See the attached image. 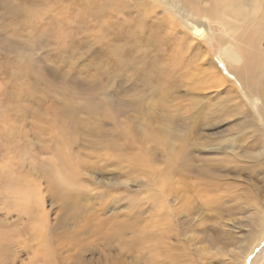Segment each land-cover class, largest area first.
<instances>
[{"label":"rangeland","instance_id":"obj_1","mask_svg":"<svg viewBox=\"0 0 264 264\" xmlns=\"http://www.w3.org/2000/svg\"><path fill=\"white\" fill-rule=\"evenodd\" d=\"M123 3L127 1L0 0V231L23 228L15 238L0 240L2 264H30V255L47 246L54 264H146L127 244L133 239L130 229L126 242L116 237L107 241L103 234L111 231L112 217L118 214L143 230L146 220L162 216L174 204L171 197L160 196L152 208L155 191L145 182L153 177L151 171L163 170L161 157L166 151L157 142L139 143L135 132L145 137L154 133L181 150V139L174 135L179 127L171 123L196 114L191 127H197V134L190 135L186 149L193 166L212 171L223 158L228 160L224 167L255 163L250 156H256V149L249 155L244 148L256 135L252 128L238 132L231 128L241 116L228 115L231 104L208 73L210 65L186 52L181 77L175 74L176 87L170 91L164 85L165 72L177 54L176 40H170L164 26L159 33L151 23L154 18ZM56 127H67V136L74 140L65 149L70 156L67 167L60 166L53 152L55 138L60 137ZM95 127L102 131L122 127V136L133 140L132 149L119 151L126 160L107 159L111 151L95 142ZM234 137L239 142L233 143ZM231 142L232 153L227 154ZM139 156L143 167L133 165ZM57 167L71 185L54 184L85 207L60 209L47 177ZM259 168L256 174L264 176V168ZM227 178L234 189H242L238 208L246 212L236 217L244 224L248 205L264 206V182L253 185L248 172ZM182 180L185 196L197 204L199 183L210 179L191 175ZM13 182L25 189L30 215L18 210L23 199L13 191ZM115 198H121L120 211L112 205ZM137 204L141 214L133 210ZM177 218L175 234L167 240L175 245L176 259L164 264H241L238 239L248 228H242L237 239L230 237L227 224L220 227L213 219L183 226V217ZM37 227L43 233L40 240ZM218 232L229 248L223 255L203 239L204 234Z\"/></svg>","mask_w":264,"mask_h":264},{"label":"bare ground","instance_id":"obj_2","mask_svg":"<svg viewBox=\"0 0 264 264\" xmlns=\"http://www.w3.org/2000/svg\"><path fill=\"white\" fill-rule=\"evenodd\" d=\"M126 1L127 3H123V5H130L138 9L148 16L149 19L154 18V21H150L159 28V33H161L160 28L164 26L170 38L173 37L170 40H176L177 46L174 49L177 54H175L172 64L166 69L167 79H165L164 85L170 91L176 87L174 82L175 74L178 73L181 77L179 70L182 71V60H184L186 52H192L191 56L194 55L204 63L209 64L208 73L212 75L211 77H214V84L218 88L222 87L220 92L225 94V101L231 104L227 111L228 115L240 114L241 116L240 119L231 123V128L236 127L237 132L244 131L246 127L252 128L251 130L256 135L255 138L247 143L246 148H244L246 145L243 147L247 153L256 149V152H254L256 156H250L255 163L249 167L241 165L232 167L226 165L227 167H224L228 163V160L224 158L216 163V167L212 171L205 167L193 166L186 149L190 135L193 133V136L194 132L197 134V127H191L194 125L193 122L196 121V114L185 117L181 121L170 122L173 125L175 124L174 126L179 127L178 131L180 132L174 133V135L181 139V150L176 151L171 142L158 138L154 133L151 134L150 132L145 137L135 132V140H141L139 143L145 144L148 141H152L156 144L157 142L166 151L164 157H161V162L164 166L163 170L159 172L151 171V174H154L153 177H148L145 182L146 188L151 187L150 189L155 191V196L151 198L152 200L150 199L152 208L158 205L160 196L171 197L174 204L167 206V211L162 216L146 220L143 224V230H140L134 224H128L122 218V214H118V216L112 217L111 231H105L103 233L104 238L110 241L116 237L121 242H126L125 232L130 229L134 234H132L133 239L127 240V244L133 249V252H136L146 264H164L165 260L171 262L176 259L172 254L175 245L172 246L167 240L171 239L175 234L173 222H175L177 216L181 215L183 217L182 221L185 224L183 226L200 225L207 219H213V222L216 225H220V227L226 226V224L229 226L227 229H231V238L236 236L238 239L241 229L248 228L249 232L243 235L240 234L241 238L238 239L241 241L240 249L238 248L241 252L240 263L264 264V245L261 240V231L264 229V206L261 205V208V206L257 205H248L247 222L244 224L238 223L236 214L246 212L245 209L241 210L238 208V199L242 189H234L235 185L226 180L228 179L227 175L239 178L248 172L251 174L253 185L257 182H264V176L256 174L257 169L260 170L259 167L264 168V48L261 47L264 42V0ZM155 34L158 33L155 32ZM160 35L164 36L163 34ZM211 50H213V56H211ZM199 56L202 57L200 58ZM56 128L59 130L60 137L55 138L56 146L53 148V152L60 166L67 167L70 163V156L65 149L74 140L67 136V127ZM112 128L111 131H102L95 127L92 130V137H95V142L97 141L101 147L109 152L111 151V154L116 153L113 155L109 154L107 159L112 156V159L115 157L119 161L126 160L127 158L121 152L126 149H132L133 140L130 136H122V127ZM73 129L74 132L79 134L78 127H73ZM235 137L232 142H239V139ZM232 142L226 147L227 154L229 152L232 153ZM233 145L237 149L238 146L236 144ZM236 149H234L233 154H235ZM235 157L233 156V158ZM133 165L135 167L145 166L144 159L141 156L136 157ZM59 170L60 168L54 172L52 171L53 173L48 174L47 177L50 190L59 201L60 209L65 212L69 208L79 209L80 207H85V205L75 203L71 197L62 192L59 186L54 184L59 182L64 187L65 185L67 187L71 185H67V176L65 177V173L62 174L61 170ZM189 174L198 177L205 176L210 179L202 182L198 181L200 182V189H197L198 194L195 197L198 198V203H195V205L191 203L187 195L185 196L186 192L182 190L184 184L182 179L185 180V178L191 176ZM12 187L13 191L20 194L23 199L18 204V210L30 215L31 210L26 205L25 189L18 186L15 182H13ZM229 188L231 189L230 191ZM113 200V207L120 211L118 203L121 198ZM229 202L230 204L228 205L227 203ZM136 206L138 207L133 210L136 213L140 211L141 214L142 207H139V204ZM207 213H211L209 215H212V218H209ZM136 219L138 220V217ZM225 221L230 223H225ZM33 228L35 227L33 226ZM22 229L0 231V240L13 239L20 235L23 231ZM36 234L38 240L43 237L42 230L38 227L36 228ZM224 238V234L218 232L214 236L204 234L203 239L212 245L211 247L214 248L216 253L223 255L229 249L223 243ZM47 247L40 254L33 255L32 253L30 255L32 258L30 264H54V257ZM225 247L226 250H224ZM230 247L232 246L230 245ZM240 257L238 256L237 258L240 259ZM3 259L1 253L0 264L4 261Z\"/></svg>","mask_w":264,"mask_h":264}]
</instances>
